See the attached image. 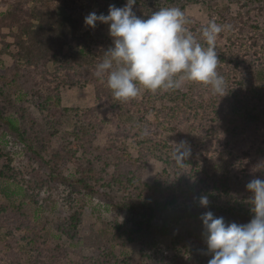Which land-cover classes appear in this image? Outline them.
<instances>
[{
	"label": "trees",
	"instance_id": "16d2710c",
	"mask_svg": "<svg viewBox=\"0 0 264 264\" xmlns=\"http://www.w3.org/2000/svg\"><path fill=\"white\" fill-rule=\"evenodd\" d=\"M126 4L127 0H13L6 10L0 9V44L15 60L0 73V121L36 155L50 154L53 138L72 124L63 139L73 137L78 148L62 144L49 161H79V181L87 189L100 185L122 199L113 226L122 231L119 213L125 209L132 214L137 226L133 234H141L145 246L140 264H208L212 255L201 215L211 211L226 224H242L237 216L252 219V193L246 185L253 178L264 179V166L251 172L264 157V0H136L133 11L145 19L161 7H179L189 21L186 27L202 44L201 29L211 19L230 26L215 45L226 95L189 82L178 90H144L137 98L121 101L107 86V77L95 75L103 53L113 45L109 25L92 28L85 17L91 12L107 15L110 5ZM199 4L208 7L204 25L187 14L190 5ZM91 44L101 48L92 50ZM89 85L95 90L94 106L64 105L65 87ZM27 96L37 99L41 123L27 120L25 114L7 115L18 113ZM107 128L113 130L106 143L98 145L97 136ZM170 138L178 144L186 141L191 148L184 167L175 161L176 146ZM130 140L138 148L135 157ZM149 156L163 163L153 184L142 181ZM4 167L7 172L13 168ZM4 172L0 171V181L8 184L5 196L22 200L0 207V264H54L61 257L67 264H132L118 257L101 234L80 236L83 211L57 222L39 216L40 193L35 194L31 181L20 186L19 173ZM14 182L17 187L9 189ZM46 185L37 188L42 191ZM201 196L208 197L207 208L200 205ZM179 210L187 213L175 214ZM52 229L66 237L67 246L47 248ZM85 243L93 247L91 263L81 262Z\"/></svg>",
	"mask_w": 264,
	"mask_h": 264
},
{
	"label": "clouds",
	"instance_id": "9594fccd",
	"mask_svg": "<svg viewBox=\"0 0 264 264\" xmlns=\"http://www.w3.org/2000/svg\"><path fill=\"white\" fill-rule=\"evenodd\" d=\"M135 3L127 0L124 7L110 5L107 15L91 12L85 17L86 26L109 25L113 45L103 53L95 75L107 77L115 99L128 101L144 90H178L189 82L211 86L213 94L226 95V81L217 71L220 61L215 45L219 34L230 26L211 19L201 29L202 44L186 27L189 21L179 7H161L145 19L133 11ZM175 145V161L184 167L191 148L186 141ZM246 188L252 193L254 214L249 223L226 224L211 211L201 215L212 255L208 264H264V179L253 178ZM199 203L207 208L208 197H199Z\"/></svg>",
	"mask_w": 264,
	"mask_h": 264
},
{
	"label": "rangeland",
	"instance_id": "374dc122",
	"mask_svg": "<svg viewBox=\"0 0 264 264\" xmlns=\"http://www.w3.org/2000/svg\"><path fill=\"white\" fill-rule=\"evenodd\" d=\"M9 1L13 0H0V9L2 11L6 10ZM187 14L198 24L204 25L208 22V7L206 4L190 5ZM85 28L86 26L83 27V29ZM110 38L112 39L111 36ZM220 44L223 43L221 42ZM90 47L92 50L96 51L101 48V46H96L94 44H91ZM5 51L6 47L0 44V55L4 53L2 55L3 63L0 64V73H4L6 67H13L15 64V60ZM23 63L24 60H21L20 64ZM62 95L66 107L84 109L96 104L95 90L92 85L86 87H65ZM17 112L16 115L14 112L11 113L8 111L7 115L20 118L21 115L25 114V116L28 117L27 120L37 123H41L43 120L37 99L33 96H27L24 99V103L20 104V108ZM68 130H72V124L68 125L53 138L52 152L57 151L62 144L69 145L73 149L78 148V144L73 137H70L66 141L63 139V134ZM112 130L111 128H107L101 132L97 136V144L104 145L107 141L108 133ZM169 140L174 146L178 144L177 139L170 138ZM0 148L4 153V156L0 157V171H5V174L8 173L12 175L11 173L14 170L19 173L18 176L21 180L19 183L20 186L26 187L27 183H29L28 181H31V185L35 188V194L38 192L40 193L42 214L40 213L39 216H45L57 222L61 219L67 220L75 212L83 211L79 226V233L82 238L97 233L101 234L103 239L111 244L118 257L127 259L132 264L141 263L142 251L145 249V246L142 242V235L140 234L138 236L137 234H133V231L137 230V226L133 222L132 214L125 209L119 213L118 223L124 225V229L122 231L117 230L113 226V222L117 219L116 205H118L122 199L100 185H96L92 188L93 190L87 189L84 184L79 181L81 177L80 173H83V171H80V173L77 172L80 166L79 161H62L57 165L52 164L49 161L52 152L44 155L34 154L33 151L26 148L24 143L19 141L16 132L8 125L2 124L1 121ZM248 148L252 150V152L256 150L255 147L252 146ZM129 149L134 157L138 154V148L133 140L129 141ZM6 165H11V167H13L11 172L6 171L4 167ZM261 166H264V157H259L258 163L253 165L251 172L256 173ZM162 167L163 163L161 161L155 157L149 156L146 162V171L142 178L143 183L153 184L158 174L162 171ZM44 182L45 184L47 183V187L40 191L37 187H40ZM7 185L8 184L0 181V207L9 201L19 203L22 200V198L18 196L12 197L13 199L9 200L3 192L8 190L6 187ZM17 185L18 184L14 182L9 189H14ZM26 201L30 203L28 198ZM169 213L173 215V212ZM185 213H187L185 210L175 212L177 215ZM234 218L242 224H247L251 221V218H246L244 216H237V218ZM48 228L49 226L47 225V229ZM68 243L69 241L66 237L61 236L55 229H52L47 241V248L53 249L58 245L67 246ZM92 257V244L85 243L83 245V257L81 258V262L91 263ZM54 264H67V262L63 261L61 257L55 260Z\"/></svg>",
	"mask_w": 264,
	"mask_h": 264
}]
</instances>
